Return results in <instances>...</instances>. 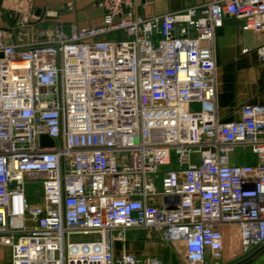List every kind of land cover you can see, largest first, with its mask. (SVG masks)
<instances>
[{"label":"built area","instance_id":"1","mask_svg":"<svg viewBox=\"0 0 264 264\" xmlns=\"http://www.w3.org/2000/svg\"><path fill=\"white\" fill-rule=\"evenodd\" d=\"M96 4L100 24H57L31 43L0 26V246L10 264H163L117 254L127 230L160 234L186 264H222L263 243L264 105L218 117L213 45L225 15L264 36V0L162 15L139 13L136 0ZM239 146L253 163L232 162ZM29 181L41 182L36 202Z\"/></svg>","mask_w":264,"mask_h":264},{"label":"crops","instance_id":"2","mask_svg":"<svg viewBox=\"0 0 264 264\" xmlns=\"http://www.w3.org/2000/svg\"><path fill=\"white\" fill-rule=\"evenodd\" d=\"M136 0L137 11L144 15H162L204 4L210 0ZM27 16L22 27L17 26L23 15ZM103 11L96 0H1L0 26L19 29L25 43L38 41L35 32L52 30L60 24L69 30L72 24L78 27L101 23ZM242 20L225 15L222 25L216 28L214 37V60L216 64V112L223 121H236L242 117L244 106L264 105V59L258 47L264 36L242 29ZM16 31V30H15ZM16 35V33H15ZM246 48V51L243 49ZM234 154L233 163H253L249 151L240 156ZM227 228V227H226ZM138 231V232H137ZM228 237V235H226ZM253 245L242 255L231 258L226 255L222 264H230L257 248ZM123 250L139 258L156 256L163 264H186L174 248L160 234H147L142 230H127L124 241L115 242V252ZM11 263L9 246H0V264ZM242 264H264V249Z\"/></svg>","mask_w":264,"mask_h":264},{"label":"rangeland","instance_id":"3","mask_svg":"<svg viewBox=\"0 0 264 264\" xmlns=\"http://www.w3.org/2000/svg\"><path fill=\"white\" fill-rule=\"evenodd\" d=\"M117 35L120 36V34H112L113 38L119 37ZM193 108L197 109L198 107L197 106H193ZM249 151H250L249 147L243 148L242 146H239L236 149L235 154H237V156H240V155H242L244 153H248ZM168 167H171V166H161L160 167V172L162 170L168 168ZM156 184H157L158 189L160 190L159 182H157ZM26 194L28 195V197L30 198V200L32 202H36L37 199H39L40 196H41V182L40 181H29L27 183V187H26ZM90 238H91V236H87V235H78V236H76V239H81V240H87V239H90Z\"/></svg>","mask_w":264,"mask_h":264},{"label":"water","instance_id":"4","mask_svg":"<svg viewBox=\"0 0 264 264\" xmlns=\"http://www.w3.org/2000/svg\"><path fill=\"white\" fill-rule=\"evenodd\" d=\"M1 2V0H0ZM2 55V54H0ZM40 144L42 146H53L54 141L51 137H49L47 134H41L39 136ZM264 249V242L260 244L257 248L249 252L247 255L243 256L242 258L230 263V264H242L248 260H250L252 257H254L256 254H258L260 251Z\"/></svg>","mask_w":264,"mask_h":264}]
</instances>
